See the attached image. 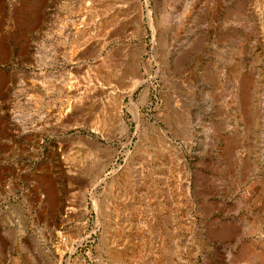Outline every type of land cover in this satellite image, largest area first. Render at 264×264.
Wrapping results in <instances>:
<instances>
[{"label": "rangeland", "instance_id": "374dc122", "mask_svg": "<svg viewBox=\"0 0 264 264\" xmlns=\"http://www.w3.org/2000/svg\"><path fill=\"white\" fill-rule=\"evenodd\" d=\"M0 264H264V0H0Z\"/></svg>", "mask_w": 264, "mask_h": 264}, {"label": "bare ground", "instance_id": "6f19581e", "mask_svg": "<svg viewBox=\"0 0 264 264\" xmlns=\"http://www.w3.org/2000/svg\"><path fill=\"white\" fill-rule=\"evenodd\" d=\"M143 83V79L141 77H139L138 79H133L132 81V85L130 86L132 89L136 88L137 86H139L140 84ZM131 84V83H130ZM93 87V86H92ZM131 89V90H132ZM79 90V89H78ZM130 90V91H131ZM119 92V91H118ZM132 92V91H131ZM95 97V96H94ZM92 98V97H91ZM121 99H122V95H120V93H118V97H117V101L120 103L121 102ZM114 100V99H113ZM116 113V112H115ZM117 114V113H116ZM118 116V115H117ZM116 116V117H117ZM52 117V116H51ZM115 117V116H114ZM118 119V118H117ZM120 119V118H119ZM119 121V120H118ZM98 180V179H97ZM101 180V178L99 177V181ZM99 181L97 183H99ZM96 186V183L95 185L93 184L92 188H95Z\"/></svg>", "mask_w": 264, "mask_h": 264}]
</instances>
